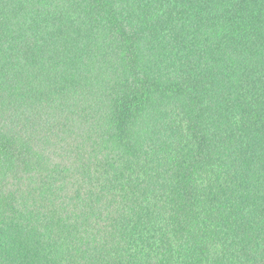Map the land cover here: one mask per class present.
Wrapping results in <instances>:
<instances>
[{"label": "trees", "instance_id": "16d2710c", "mask_svg": "<svg viewBox=\"0 0 264 264\" xmlns=\"http://www.w3.org/2000/svg\"><path fill=\"white\" fill-rule=\"evenodd\" d=\"M0 264H264V0H0Z\"/></svg>", "mask_w": 264, "mask_h": 264}]
</instances>
